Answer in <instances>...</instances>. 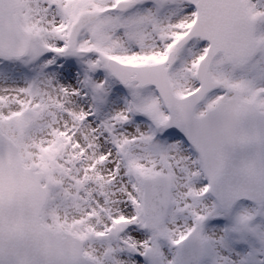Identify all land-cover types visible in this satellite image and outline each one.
I'll return each mask as SVG.
<instances>
[{"label": "snow or ice", "instance_id": "1", "mask_svg": "<svg viewBox=\"0 0 264 264\" xmlns=\"http://www.w3.org/2000/svg\"><path fill=\"white\" fill-rule=\"evenodd\" d=\"M0 264H264V0H0Z\"/></svg>", "mask_w": 264, "mask_h": 264}]
</instances>
